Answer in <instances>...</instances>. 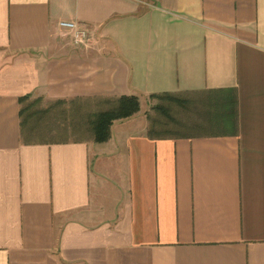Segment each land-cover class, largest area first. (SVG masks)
Returning a JSON list of instances; mask_svg holds the SVG:
<instances>
[{
	"label": "crops",
	"instance_id": "crops-1",
	"mask_svg": "<svg viewBox=\"0 0 264 264\" xmlns=\"http://www.w3.org/2000/svg\"><path fill=\"white\" fill-rule=\"evenodd\" d=\"M0 264H264V0H0Z\"/></svg>",
	"mask_w": 264,
	"mask_h": 264
},
{
	"label": "trees",
	"instance_id": "trees-1",
	"mask_svg": "<svg viewBox=\"0 0 264 264\" xmlns=\"http://www.w3.org/2000/svg\"><path fill=\"white\" fill-rule=\"evenodd\" d=\"M108 100L110 106L104 110L99 119L93 121L99 140H107L110 137L109 133L113 120L131 116L140 109V103L136 96H122ZM166 113L168 112L166 111Z\"/></svg>",
	"mask_w": 264,
	"mask_h": 264
},
{
	"label": "rangeland",
	"instance_id": "rangeland-1",
	"mask_svg": "<svg viewBox=\"0 0 264 264\" xmlns=\"http://www.w3.org/2000/svg\"><path fill=\"white\" fill-rule=\"evenodd\" d=\"M156 100V102H154ZM171 102H173V101H171L170 100V103H168L169 104V106L171 105ZM93 104H95V103H93ZM162 103H161V101L159 100L158 102H157V99L155 98V97H153V99H152V101L150 102V104L148 105L149 107H148V110H147V112L149 113V115H151L152 117H154L156 114L157 115H160V116H163V113H161L159 110L161 109L162 111H163V108H162ZM108 106V104H106L105 105V103H103L102 105H101V108H106ZM97 107V106H96ZM96 107H93L92 108V110H93V113L94 112H96L97 110H98V108H96ZM175 107H176V109H177V112H178V114H181V111H182V109H181V107H179V105H177V104H175ZM159 110H158V109ZM181 109V110H180ZM99 112V111H98ZM184 113L185 114H187L188 113V111H184ZM95 115L97 116L98 114H97V112L95 113ZM91 119V117L89 118H87V120L89 121ZM74 124L76 125V121L74 120ZM168 125V124H167ZM169 125H171V122H170V124ZM169 125L168 126H166V129L168 130H171L170 128L171 127H169ZM74 128H77L76 126L74 127ZM84 129H85V131L89 134V133H91V130H92V127H91V124L89 123H86V126H84ZM82 130V129H81Z\"/></svg>",
	"mask_w": 264,
	"mask_h": 264
},
{
	"label": "built area",
	"instance_id": "built-area-1",
	"mask_svg": "<svg viewBox=\"0 0 264 264\" xmlns=\"http://www.w3.org/2000/svg\"><path fill=\"white\" fill-rule=\"evenodd\" d=\"M60 26L64 29H71L74 31L77 38H84L86 36V28L84 25L78 21L62 20L60 21Z\"/></svg>",
	"mask_w": 264,
	"mask_h": 264
}]
</instances>
